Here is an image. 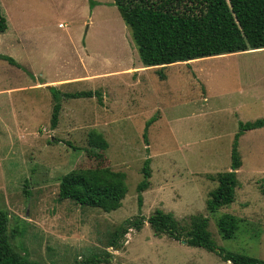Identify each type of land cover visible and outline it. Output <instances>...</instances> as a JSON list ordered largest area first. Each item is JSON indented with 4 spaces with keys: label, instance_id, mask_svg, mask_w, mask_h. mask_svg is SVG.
<instances>
[{
    "label": "rangeland",
    "instance_id": "1",
    "mask_svg": "<svg viewBox=\"0 0 264 264\" xmlns=\"http://www.w3.org/2000/svg\"><path fill=\"white\" fill-rule=\"evenodd\" d=\"M0 8L8 26L0 54L33 75L0 60V211L16 253L40 264H82L104 253L110 257L100 264H228L156 237L147 222L129 230L119 250L107 247L124 222L160 209L185 226L206 217L218 247L264 260V127L238 139L234 202L215 213L205 207L217 175L230 169L238 124L264 119V49L145 68L113 0H0ZM74 81L81 82L66 84ZM46 86L95 91L100 101L63 99L52 129ZM91 131L102 145L91 144ZM145 159L151 177L139 206ZM100 168L125 174L119 209L58 199L63 175ZM223 215L238 220L229 240L217 231Z\"/></svg>",
    "mask_w": 264,
    "mask_h": 264
},
{
    "label": "trees",
    "instance_id": "2",
    "mask_svg": "<svg viewBox=\"0 0 264 264\" xmlns=\"http://www.w3.org/2000/svg\"><path fill=\"white\" fill-rule=\"evenodd\" d=\"M186 2L192 5L187 6ZM91 7L94 2L90 1ZM113 5L129 29L143 67H166L178 63H190L203 58L227 56L264 49V0H113ZM7 30L6 19L0 8V34ZM11 66L23 70L12 58L1 56ZM158 77L164 75L158 72ZM53 107L50 119L52 129L58 124L61 100L96 97L97 92L83 91L61 94L50 88ZM156 121L151 117L145 124L142 135L147 141V129ZM264 127V119L239 123L235 143L231 152L229 171L219 173L215 179L216 188L205 202L206 210L215 213L234 202L238 187L237 171L241 159L237 150L238 139L247 131ZM94 145H102L103 137L96 131L88 134ZM142 180L137 185V202L141 205V193L148 189L151 177L150 159H145ZM125 174L108 168L74 169L63 175L59 181L58 199L70 200L83 207L100 209L109 213L121 207L127 193ZM264 194V190H263ZM147 222L156 237L166 236L189 247L204 249L217 255L228 264H264V260L218 247L208 231V219L201 215L191 216L188 225H182L171 213L156 209L146 220L141 217L124 222L108 241V248L119 250L121 241L129 230L139 231ZM8 214L0 211V264H40L29 261L16 253L7 240ZM238 220L223 215L217 221V231L223 239H232L237 230ZM95 255L82 264L106 263L110 257Z\"/></svg>",
    "mask_w": 264,
    "mask_h": 264
},
{
    "label": "crops",
    "instance_id": "3",
    "mask_svg": "<svg viewBox=\"0 0 264 264\" xmlns=\"http://www.w3.org/2000/svg\"><path fill=\"white\" fill-rule=\"evenodd\" d=\"M125 25V24H124ZM58 27L59 28H61L62 26H61V24H58ZM7 29H8V26H7ZM7 32V30L4 32V33H6ZM4 33H2V35L4 34ZM1 35V34H0ZM253 51H255V50H253ZM242 53H244V52H242ZM1 56H6V55H2V54H0ZM89 54L88 53H86V57L88 56ZM229 55V54H228ZM7 57H9V56H7ZM11 58V57H10ZM13 59V58H12ZM14 60V59H13ZM1 61H3V60H1ZM15 61V60H14ZM18 64V63H17ZM21 66V65H20ZM143 66V65H142ZM15 67V66H14ZM22 67V66H21ZM23 68V67H22ZM18 69V68H17ZM24 69V68H23ZM28 72V71H27ZM30 73V72H29ZM31 75H32V73H30ZM79 82H81V81H74V82H72V83H66V84H78ZM48 87V88H47ZM5 88H8V86L7 87H5ZM46 88L49 90V92H50V88H52V86H46ZM54 88H56V87H54ZM1 91H5V89L4 90H1ZM79 92H83V91H79ZM91 92H95V91H91ZM73 93H76V92H73ZM64 94V93H63ZM92 98H94V97H92ZM96 98V97H95ZM63 99H65V98H62V100ZM79 99H90V98H79ZM62 100H61V102H62ZM66 100H74V99H66ZM61 112V111H60ZM59 115H60V113H59ZM58 120H59V118H58ZM157 120V119H156ZM256 121V120H255ZM156 122V121H155ZM254 122V121H253ZM240 123H242V122H240ZM239 125V124H238ZM240 169V168H239Z\"/></svg>",
    "mask_w": 264,
    "mask_h": 264
},
{
    "label": "water",
    "instance_id": "4",
    "mask_svg": "<svg viewBox=\"0 0 264 264\" xmlns=\"http://www.w3.org/2000/svg\"><path fill=\"white\" fill-rule=\"evenodd\" d=\"M48 88V87H47ZM182 244H185V241H181Z\"/></svg>",
    "mask_w": 264,
    "mask_h": 264
}]
</instances>
